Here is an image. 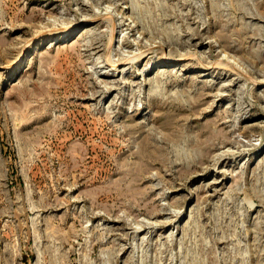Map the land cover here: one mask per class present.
Returning a JSON list of instances; mask_svg holds the SVG:
<instances>
[{"label":"rangeland","instance_id":"1","mask_svg":"<svg viewBox=\"0 0 264 264\" xmlns=\"http://www.w3.org/2000/svg\"><path fill=\"white\" fill-rule=\"evenodd\" d=\"M0 264H264V0H0Z\"/></svg>","mask_w":264,"mask_h":264},{"label":"bare ground","instance_id":"2","mask_svg":"<svg viewBox=\"0 0 264 264\" xmlns=\"http://www.w3.org/2000/svg\"><path fill=\"white\" fill-rule=\"evenodd\" d=\"M145 51V50H144ZM27 55V54H26ZM25 57V56H24ZM23 61V57L21 56L20 59H19V62H22ZM136 230V229H135Z\"/></svg>","mask_w":264,"mask_h":264}]
</instances>
